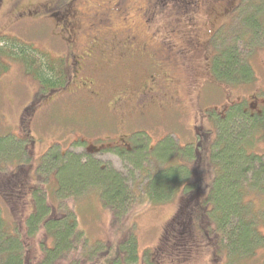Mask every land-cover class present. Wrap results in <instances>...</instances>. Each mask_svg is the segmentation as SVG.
Returning a JSON list of instances; mask_svg holds the SVG:
<instances>
[{
  "label": "rangeland",
  "instance_id": "374dc122",
  "mask_svg": "<svg viewBox=\"0 0 264 264\" xmlns=\"http://www.w3.org/2000/svg\"><path fill=\"white\" fill-rule=\"evenodd\" d=\"M154 1L126 0L124 10L118 0H0V32L25 38L52 57L62 59L70 75L66 86L50 91L40 89L39 82L26 72L22 63L10 61L9 69L0 74V137L16 136V140H25L28 147V152L19 164L8 167L7 173L0 170V207L3 208L6 221L11 226L18 224L26 238L28 264H41L46 246L52 244L43 227L31 235L27 227V218L34 207L31 187L37 182L44 189L48 186V183H44L45 177L38 173L41 159L50 151L62 152L64 155L66 151L68 154L73 152L82 154L86 159L97 143L99 147H104L94 156L101 162L100 165L120 171L138 197L132 200L129 211L119 219L104 207L94 190L80 188L74 199L66 201L68 208L76 210L77 228L84 235L83 239L75 241L79 249H82L85 238L94 244L104 242V256L97 262L105 264V258L118 250L122 240L131 234L138 240L137 264H144V259H150L154 264H226L225 254L218 247L215 249V246L210 248L206 244L200 247V242L199 247L190 254H179L178 249L169 246L175 236V220L181 215L182 197H187L194 190H179L175 196L159 203L148 202L139 194L147 181L144 171L123 159L116 152L118 149L113 147L116 143L124 142L133 150L141 140L146 141V145L154 146L167 136H173L177 144L185 146L197 132L208 133L213 128L211 113L223 112L242 99H248L254 109L261 105L264 101V45H256L248 55L257 80L246 86L217 82L205 65L208 54L203 52L201 45L218 23L216 21L219 18L215 21L212 10L227 6V1L159 0L155 3L156 18L147 27L144 10ZM187 1H191L190 7L184 8ZM236 1L231 0V5ZM65 2H70V15L61 19L60 13H57V17L52 16L53 7L58 4L63 6ZM116 3L121 10L116 11ZM103 10L110 15V20L104 27H93L89 21ZM154 29L161 32L156 37L152 33ZM116 36L122 40L128 39L127 36L134 37L136 44L133 48L116 47L111 57L102 53L100 56L94 54L91 59L83 58L85 53L91 55L86 52L91 40L103 37L112 43ZM162 36H169L179 47L186 46L194 51L188 59H179L176 71L179 85L171 90L166 102L150 104L145 112L132 111L140 103L139 92L134 88L152 73L151 57L155 52L160 53ZM238 45L247 54L246 42L243 48ZM80 52L83 54L79 55ZM83 64L87 65L80 74L82 80L94 78L95 86L90 90L73 91L75 86L88 87L75 83L78 75L73 65L80 71ZM168 69L167 66L163 67L164 71ZM125 89H131L127 96L129 98L118 106L115 100L125 94ZM253 93L254 98L251 97ZM141 132L144 135L138 134ZM8 140L13 144L12 137ZM109 144L112 145L110 148L107 146ZM169 145L166 142L164 149ZM261 146L264 147V144ZM28 155L31 156L29 163L25 162ZM184 159L180 160L187 162ZM156 165H159V161L152 160L143 165V169L156 171ZM196 165L192 166V170L200 168L198 181L202 182L200 189L204 192L208 190L206 183L212 179V167L204 165L203 159H199ZM207 175L209 177L205 178ZM19 177L27 182L28 188L23 191L16 187ZM9 179L14 183L7 192L3 181L6 183ZM203 224L205 228L198 227L197 231L201 228L206 231V222ZM262 228L264 232V226ZM197 231L194 230V238H198L201 233ZM207 233L210 236V231L207 230ZM171 248H174L175 253ZM80 262L82 264V258ZM250 262H264V248Z\"/></svg>",
  "mask_w": 264,
  "mask_h": 264
},
{
  "label": "trees",
  "instance_id": "16d2710c",
  "mask_svg": "<svg viewBox=\"0 0 264 264\" xmlns=\"http://www.w3.org/2000/svg\"><path fill=\"white\" fill-rule=\"evenodd\" d=\"M191 1H187L184 8L190 7ZM68 3L55 5L52 16H59L57 13H60V19L69 16ZM226 3L224 9H232V12L219 17L213 34L210 33L201 45L203 52L208 54L205 65L215 81L246 86L257 80L248 55L256 45H264V0H237L232 5L228 0ZM244 42L247 54L238 48V44L243 48ZM106 46V43L95 44L94 54L100 56L104 53L111 57L115 45L107 49ZM10 61L22 63L26 72L39 82L40 89L51 91L69 83L65 61L52 57L25 38L0 32V74L9 69ZM254 95L251 97L254 98ZM251 105L248 99H242L223 112L211 113L213 128L208 133L204 131L200 137L194 135L185 146L177 144L173 136H167L154 146L146 145V141L140 139L133 150H116L127 162L144 171L147 181L139 194L148 202L159 203L175 196L179 190H194L187 197H182L181 215L175 220V236L169 245L178 249L179 254L192 253L201 242L200 247L206 244L210 248L218 247L226 256V264H252L250 260L264 248V147L261 146L264 144V101L255 109ZM138 134L144 135L142 132ZM9 137L13 138V144ZM9 137H0V170L5 173L11 165L19 164L28 152L25 140H16L13 135ZM166 142L170 145L164 149ZM96 146H99L98 143ZM123 150L126 153H122ZM86 156L84 159L82 154H68L66 151L64 155L50 151L39 163L38 173L45 177L44 183L48 186L44 189L37 182L31 187L34 207L27 218V227L29 235L43 227L51 239L52 244L46 246L41 264H80V258L82 264H98L97 260L104 256V242L94 244L85 238L83 250L75 243L84 235L77 228L76 210L68 208L66 201L74 199L80 188L94 190L104 207L119 219L125 216L132 200L138 197L120 171L100 165L101 162L91 153ZM181 158L187 159L188 164ZM199 159H203L204 165L212 167V179L206 183L208 190L204 192L200 189L202 182L198 181L200 168L192 170ZM30 160L28 155L25 162ZM152 160L159 161L156 171L143 169V165ZM13 183L10 179L6 183L3 181L7 192ZM26 183L19 177L16 187L23 191L28 188ZM49 190H52L51 194H48ZM2 209L0 207V264H28L26 238L18 224L11 226L6 221ZM204 221L206 231L203 228L197 231L198 227L205 228ZM194 230L197 233L201 231V238H194ZM207 230L210 236H207ZM137 241L131 234L123 239L118 246L119 251L106 257L105 264L139 263ZM171 250L175 253L174 248ZM144 264L154 263L144 259Z\"/></svg>",
  "mask_w": 264,
  "mask_h": 264
},
{
  "label": "flooded vegetation",
  "instance_id": "af4514ba",
  "mask_svg": "<svg viewBox=\"0 0 264 264\" xmlns=\"http://www.w3.org/2000/svg\"><path fill=\"white\" fill-rule=\"evenodd\" d=\"M119 1H121L119 3L121 5V9H122V5H123V9H124V3L126 0H118V2ZM226 1H228V0H226ZM103 4L104 3H102V5ZM155 6H156L155 3H151V5L148 6L149 8L144 10L145 21H146L147 27L150 25L151 21L156 18ZM115 7H116V11L121 10L118 7L117 3L115 4ZM212 11H213L212 17L216 21L219 18L218 17L219 15L222 16L223 14H226L228 12H232V9H224V7H221V8L215 7ZM105 17H108V18L105 19ZM109 20H110V15L106 14L105 11L103 10L100 13H96L94 15V17L91 19V21H89V22H91V25L93 27L99 28V27H104L106 22H108ZM152 33L156 37V35H159V33H161V32L159 29H154ZM210 33L212 35L213 31H210ZM127 38L128 39L122 40L120 37L118 38V36H116L111 41L112 43L108 42V40L106 38H103V37L102 38H94L93 40H91V43H90V44H92V43H94V44L90 45L86 51V52H90L91 55L88 56V55H86V53L83 54V52H80L79 55L83 54L84 59H86L87 57H89L91 59L92 56L94 55L95 44L96 45H102V44L105 45V43H106L107 44L106 49L108 48V46L115 45V46H113L114 47L113 51L116 50V47H118V46H120L121 48H130V47L133 48L136 44L135 38L129 37V36H127ZM160 39H161L160 53L155 52L154 54H152V57H151V59H152V64H151L152 65V68H151L152 73L150 74L149 78H147L146 81L144 80L143 82L137 84L136 88H134L139 92L140 103L138 105L134 106V108L131 109L132 111L145 112V108L146 107L149 108L150 104H163L164 102H166L168 100L167 96L171 92V90L175 89L174 87L179 85L178 80H177V75H176V71L178 70L179 59L180 58H186V57L188 59L190 54L193 52V50H191L189 47H186V46L179 47L175 41H173L171 38H169V36H162V37H160ZM145 50H147V49H145ZM90 59H88L87 64H89ZM76 63L79 64L78 62H76ZM87 64L81 65L80 72H79L78 68L76 67V65H74L73 68L77 72V75H78L77 81L75 83L79 82L83 86L88 85V87L83 88L80 86H75L76 89L73 91L90 90L95 86V79L94 78L87 77L86 80L84 81V80H82L83 77L80 76V74L83 72V70ZM166 66L169 69L167 71H164L163 67H166ZM123 91L125 94L122 97L116 98V100H115V104H118V106H121L122 104H124V102H126L129 98L127 96L130 95V93H131V89H125ZM194 126H196V125L194 124ZM193 130H194V128H193ZM196 130H198V128H196ZM201 134L202 133L197 132V135L195 134V136L200 137ZM107 146H109L108 148H110L112 145L109 144ZM114 146L115 147H113V148H115V150L116 149H123V148L130 150L129 145L124 143V142L123 143H116ZM96 147H98V148H96ZM102 148H104V147L94 146V150L90 151L88 153L95 155L96 152L98 150H101Z\"/></svg>",
  "mask_w": 264,
  "mask_h": 264
}]
</instances>
